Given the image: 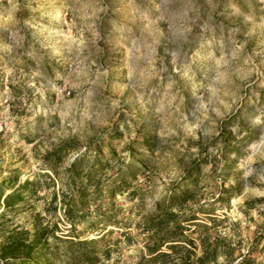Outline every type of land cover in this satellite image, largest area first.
I'll return each mask as SVG.
<instances>
[{
    "label": "rangeland",
    "instance_id": "obj_1",
    "mask_svg": "<svg viewBox=\"0 0 264 264\" xmlns=\"http://www.w3.org/2000/svg\"><path fill=\"white\" fill-rule=\"evenodd\" d=\"M66 142L55 172L44 169V154ZM75 155H96V171L89 212L66 230ZM194 163L181 213L199 205L196 221L229 243L233 263L264 264V0H0V187L38 184L0 202V233L34 218L52 231L21 264L197 257L202 227L183 231L195 248L162 245L164 256L149 254L159 235L141 221ZM101 216L112 221L100 226Z\"/></svg>",
    "mask_w": 264,
    "mask_h": 264
},
{
    "label": "trees",
    "instance_id": "obj_2",
    "mask_svg": "<svg viewBox=\"0 0 264 264\" xmlns=\"http://www.w3.org/2000/svg\"><path fill=\"white\" fill-rule=\"evenodd\" d=\"M66 143L67 144L55 147L44 154V169L53 173L55 172L56 168L54 165L60 159L61 153L74 147L73 144H68V142ZM146 143L145 148L151 150L153 147L152 140ZM95 156L96 155H93L94 158L84 164L82 157L75 155L65 169V186L68 189V192L66 196H62L61 201L63 205L62 213L65 222L63 223V226L66 230L74 229L75 224L84 220L89 212L85 209V207L89 200L88 188L91 184L90 179L94 177V171H96L94 166L97 156ZM198 172L199 167L196 163L192 164L188 168H185L183 174L184 176L171 183L165 192L153 201L152 209H150V211H148L145 215L141 216L143 217L141 221L144 222L145 231H151L152 236L159 235L157 236V241L153 243L151 247H148L149 254L155 253L154 255L166 256L167 253L157 251L162 245H166L168 249H173L177 245L187 243L190 244L192 248H195L196 244H194V239L187 238L183 233V231L188 230L190 223L192 222L193 225L203 228V231L197 238V246L200 248L201 253L194 258L188 254L184 255L179 258L181 264H208L213 262L218 254L222 255L227 264H247L250 259L245 255L240 256V258L233 263L237 256H234L233 248L228 242H225L222 237L217 236L213 238V241L210 240L207 231L208 226L204 223L196 221L197 217H195L193 213V210L199 205L196 207L193 204L188 207L187 211L185 209V214L181 213L183 205L193 198L192 194H190V188L187 186L184 178L188 177L190 179L193 175L198 174ZM44 173L45 176H48L47 172ZM193 181L194 180L190 179V185ZM122 184H118L113 187L115 189L116 187H120ZM37 185L36 178H32L25 179L22 183L11 186L8 192L0 187V202L2 203V206L9 207L19 202V200L15 198V196L18 195L19 188L29 186L34 189ZM98 187L99 180H96L93 184V188L96 191L98 190ZM108 189H112V187ZM119 189L121 190L118 191H122V188ZM101 217L102 218L98 220V223H101L100 226L110 224V221H112L111 216ZM214 220L215 219H212V221ZM97 225L98 224L94 223L91 224L90 227L95 229ZM15 229L16 227L12 228L8 232L3 231L0 233V264H21L22 262H28L29 257L40 252L44 247L46 240L52 235V231L50 230L48 223L46 222L43 224L41 219L38 218L32 219L29 228L23 227L19 230ZM151 235H149V237ZM155 259L156 261H159L156 257Z\"/></svg>",
    "mask_w": 264,
    "mask_h": 264
}]
</instances>
